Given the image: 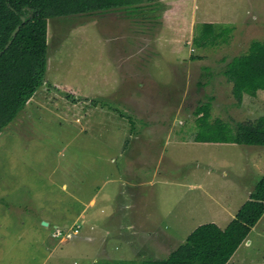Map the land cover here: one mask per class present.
I'll list each match as a JSON object with an SVG mask.
<instances>
[{"label":"rangeland","instance_id":"1","mask_svg":"<svg viewBox=\"0 0 264 264\" xmlns=\"http://www.w3.org/2000/svg\"><path fill=\"white\" fill-rule=\"evenodd\" d=\"M156 1L49 20L45 84L0 134V264L165 260L199 226L226 228L263 177L264 147L194 138L207 103L202 134L214 138L264 115V95L237 105L224 74L264 42V0H174L170 28ZM207 26L217 38L201 47ZM140 70L155 99L140 92ZM96 99L118 111L95 117ZM55 228L79 234L61 242ZM247 242L229 264H264V216Z\"/></svg>","mask_w":264,"mask_h":264},{"label":"trees","instance_id":"2","mask_svg":"<svg viewBox=\"0 0 264 264\" xmlns=\"http://www.w3.org/2000/svg\"><path fill=\"white\" fill-rule=\"evenodd\" d=\"M146 1L150 0H0V134L45 84L49 20L133 8ZM22 17H26L24 24ZM17 27H21L19 33L5 50ZM207 27L202 40L195 41L201 47L213 44L217 38L215 35L212 38L211 28ZM224 74L232 84L237 105H242L247 94L251 98L264 95V42H254L248 54L235 57ZM99 103L109 102L100 99L92 102L95 107ZM109 109L118 111L111 105ZM210 110L211 104L207 103L196 114L199 128L196 143L264 147V115L253 123L237 124L235 130L228 125L219 126L214 138L202 134V119L210 118ZM129 122L134 128L133 120L129 118ZM263 216L264 175L226 228L213 223L201 225L168 258L145 264H229Z\"/></svg>","mask_w":264,"mask_h":264},{"label":"crops","instance_id":"3","mask_svg":"<svg viewBox=\"0 0 264 264\" xmlns=\"http://www.w3.org/2000/svg\"><path fill=\"white\" fill-rule=\"evenodd\" d=\"M168 4V6L166 5V3ZM174 2V0H166V1H156V3L158 4V5H161L162 7H167V8H164V10H170V11H172V14H169V17H164L163 18V20H160V22H161V27H167V28H170V27H172L173 25H175V23H176V21H177V19H176V13H177V9H176V7L175 8H170L171 7V3H173ZM168 18V19H167ZM205 23H207V24H210V22H205ZM133 36H136L135 35V33H133ZM134 39V41H132L131 43L132 44H134V45H136V41H137V43H138V45H136L138 48H142L143 47V49H146L145 47H146V45L150 48L151 47V45H152V43H151V41H150V36H146V35H144V36H142L141 37V39L139 40V37H135V38H133ZM145 40V41H144ZM146 44V45H145ZM170 46V45H169ZM158 51V50H157ZM144 52V51H143ZM159 52V51H158ZM145 53V52H144ZM160 53V52H159ZM159 53H157L156 55H154V56H149V57H147V59H146V61L144 60L143 61V66L140 68V69H145L146 67H145V65H148L151 61H155V59H153V58H155V57H159L160 58V55H159ZM173 55V54H172ZM185 59H186V57L184 56V55H182L181 56V58L179 59V63L178 64H180V65H182V64H186V62H185ZM149 62H148V61ZM119 66V65H118ZM177 61L175 62V63H171L170 64V68H171V71H170V74H168L167 76H169V78H165V81H166V87L167 88H170L171 87V85H173V81H174V79L176 78V75H174V73H173V70L176 68L177 70H180L179 68H177ZM160 67H162L161 66V64H160ZM140 72V74H142L143 75V78H145V80L142 82V84H140L139 85V90H141L140 92H142L143 94H148V93H146V92H149L150 94H151V97H153V99H155L154 97H155V94H156V89H155V82H154V80H153V78H152V76H150L149 74H147V73H142V71L140 70L139 71ZM145 75V76H144ZM121 79V78H120ZM178 80V79H177ZM173 87H176L175 85H173ZM145 88H147V89H145ZM117 92V91H116ZM116 92H114V93H112L111 95H114V94H116ZM155 93V94H154ZM108 96V93L107 94H104V95H102L101 96V98H103V97H107ZM139 96V95H138ZM137 96V97H138ZM112 97V96H111ZM142 98L144 97V96H141ZM142 98H138L139 100H142ZM144 99H146V98H144ZM96 100H98V99H96ZM103 100V99H102ZM109 103H107L106 105H102L101 103H99V107L100 108H96V112H95V117H106V115L108 114V113H111L112 111L109 109V107L107 108L106 106H109V105H113L114 103L113 102H111V100H107ZM97 106V107H98ZM105 109V110H104ZM108 121V120H107ZM134 129V128H133ZM131 134V133H130ZM134 137V135H130V138H133ZM138 137H139V134H138ZM251 191H252V189H251ZM251 193L249 192V195H250ZM95 201H94V199L93 200H91V202H90V204H93ZM222 229H224V228H222ZM247 243H249V242H247Z\"/></svg>","mask_w":264,"mask_h":264},{"label":"built area","instance_id":"4","mask_svg":"<svg viewBox=\"0 0 264 264\" xmlns=\"http://www.w3.org/2000/svg\"><path fill=\"white\" fill-rule=\"evenodd\" d=\"M192 51H194V50H192ZM79 234V228L78 229H76L75 231H73V233H68L67 235H66V238H63V233L61 232V230L60 229H58V228H55V230H54V233H53V238H55V239H59V240H61V242H63L62 240L63 239H70L71 237H73L74 235H78Z\"/></svg>","mask_w":264,"mask_h":264},{"label":"water","instance_id":"5","mask_svg":"<svg viewBox=\"0 0 264 264\" xmlns=\"http://www.w3.org/2000/svg\"><path fill=\"white\" fill-rule=\"evenodd\" d=\"M25 21H26V17H22V22H23V24L25 23ZM20 28H21V27H17V28L15 29V31L12 33L11 39H10V41L8 42L7 46L5 47V50H7V49L10 47V45H11L12 42H13V40L16 38L17 34L19 33ZM43 225L46 226V227L49 226V224H48V223H45V222L43 223Z\"/></svg>","mask_w":264,"mask_h":264},{"label":"clouds","instance_id":"6","mask_svg":"<svg viewBox=\"0 0 264 264\" xmlns=\"http://www.w3.org/2000/svg\"><path fill=\"white\" fill-rule=\"evenodd\" d=\"M192 50H193V49H191V51H192ZM192 52H193V51H192ZM192 52H191V53H192ZM65 241H66V240H65Z\"/></svg>","mask_w":264,"mask_h":264}]
</instances>
